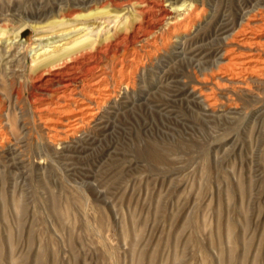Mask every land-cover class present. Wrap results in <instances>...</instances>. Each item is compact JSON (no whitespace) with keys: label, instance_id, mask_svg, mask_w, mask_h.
Masks as SVG:
<instances>
[{"label":"rangeland","instance_id":"374dc122","mask_svg":"<svg viewBox=\"0 0 264 264\" xmlns=\"http://www.w3.org/2000/svg\"><path fill=\"white\" fill-rule=\"evenodd\" d=\"M140 5L154 15L133 38ZM262 10L264 0H0V264H264V73H245V87L227 80L234 38ZM98 34L121 43L91 72L80 64L70 88L100 82L95 117L53 135L59 112L51 92L33 95V66Z\"/></svg>","mask_w":264,"mask_h":264},{"label":"bare ground","instance_id":"6f19581e","mask_svg":"<svg viewBox=\"0 0 264 264\" xmlns=\"http://www.w3.org/2000/svg\"><path fill=\"white\" fill-rule=\"evenodd\" d=\"M167 10H164V18L168 17L167 15L169 14V11ZM253 11H251V13ZM108 13V11L101 12L97 17L103 18L106 15L108 16ZM136 14H138L139 16H134V20L136 21L131 24V31L128 32L129 35L133 38L136 37V30L141 27V22L143 20H147V22L149 23V20L154 15L153 11L147 9L145 5H140V7L137 9ZM194 14V12L190 13V15L186 18L188 19L190 17H193L194 19ZM248 15V20L243 23L244 27L242 26L243 28L241 29L238 37L234 38V43L231 45L234 47H231L232 57L230 58L231 60H229V65H231V67H234L230 68L228 66L229 68H227V70H231V73L235 76L230 75L227 77V80L233 85L244 86L245 81L248 79L245 76V73H264V35H260L264 31V10L253 15ZM138 20L139 22L137 23ZM182 24L183 22L178 24H175L174 22L175 26H172H174L175 28H180L181 26H183ZM151 27L152 26L150 25L148 26V31L152 29ZM3 28L4 27L0 28V33H3ZM188 30H180L181 36L187 34ZM17 36H19L18 33L15 34L14 38H16ZM99 37L100 34H98L95 39H92L91 36H87L85 39H83L82 43L76 46L77 48L75 50H73L75 47L73 46L74 44L65 49H55L54 53H50L47 56H44V58H41L33 66V72L37 74L33 83L36 92L34 91L33 95L47 96L48 93L51 92V96L53 97V106L55 105L58 110L55 111L57 113L59 112V115L54 119L55 121L52 120L54 121V123L50 127L51 131L54 132L53 135H61L60 133H69L70 135H73L85 128L87 119H89L90 121V118L95 117L96 108L98 107V105H100L102 99V88L100 89L99 86L100 82L97 79L92 78L90 79L89 84L81 90L77 88H70L74 86V84L77 83L81 78L77 73H75V69H77L80 64L89 62L87 63L86 70L91 72L95 68V60L97 58H99L106 51H109L114 47H118V45L121 43L120 37L111 35L104 38V40L102 41L98 40ZM107 39L108 44H106L105 46L104 41ZM213 77L216 78L219 76L214 75ZM128 84L129 83L127 82V88ZM60 90L62 91V93H60ZM105 91L109 90L106 89ZM109 95L110 93H106L105 97L107 96L108 98ZM66 110L69 111L66 112ZM149 155H151V157L155 160L161 159V153L156 148L152 149L149 152Z\"/></svg>","mask_w":264,"mask_h":264}]
</instances>
